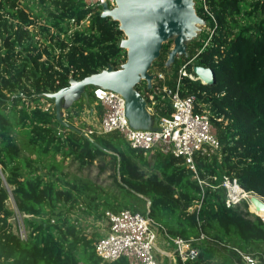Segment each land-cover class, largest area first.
<instances>
[{"label":"trees","instance_id":"trees-1","mask_svg":"<svg viewBox=\"0 0 264 264\" xmlns=\"http://www.w3.org/2000/svg\"><path fill=\"white\" fill-rule=\"evenodd\" d=\"M206 3L214 18L203 1L195 6L214 35L200 53L206 30L190 41L189 57L197 55L196 64L212 67L216 81L180 80L183 96L196 95L197 110L198 104H210L220 140L215 152L196 155L199 174L210 183L202 188L181 157L148 155L117 131L93 133L94 143L56 119L45 93L67 86L71 77L82 79L126 61L118 21L87 8L84 0H0V264H131L124 256L100 257L97 231L88 227L123 209L149 215L157 224L164 215L171 235L199 249L185 264H244L243 253L264 264V219L246 200L228 207L220 185L229 175L264 197V0ZM89 13V25L68 34L69 21ZM170 41L152 65L166 77L156 75L151 89L137 86L147 98L155 92L159 118L173 110L164 86L176 90L179 68L188 59L177 58L169 70ZM82 108L76 103L73 114L79 116ZM99 109L103 116V106ZM74 163L78 169L72 174ZM94 164L99 176L108 174L109 186L84 173ZM11 193L23 215L25 239L13 229ZM176 264L184 263L178 258Z\"/></svg>","mask_w":264,"mask_h":264},{"label":"built area","instance_id":"built-area-1","mask_svg":"<svg viewBox=\"0 0 264 264\" xmlns=\"http://www.w3.org/2000/svg\"><path fill=\"white\" fill-rule=\"evenodd\" d=\"M87 8L98 10L102 13V5L107 4L109 8L116 6V0H84ZM206 11L214 18L213 14L208 10L206 0H202ZM92 11V12H93ZM91 13L84 19L78 21L72 18L69 23L68 34L77 29H82L85 25H89ZM209 36L198 48V53L202 52L209 45L214 29L210 26L205 27ZM197 55L188 57L179 68V80L177 88L174 92L164 86L168 91L173 110L167 116H160L161 123L157 130L136 129L131 126L126 115V100L124 96L114 90L104 87H93L91 89L94 98L100 102L104 108L99 129L89 128L86 133H110L119 132L130 144L137 150H142L146 154L152 155L157 151L165 154H173L184 159L187 166L194 171L195 178L198 179L202 188L210 185L209 181L203 179L198 171L196 164V155H210L220 148V140L217 130L213 125L210 112L207 106L198 104L195 94L183 96L180 90V80L182 77H190L193 80L201 81V78L189 70L196 65ZM159 78L164 79L166 75L158 72ZM23 95V93H21ZM147 98V97H146ZM147 100L150 107L154 109L156 104L155 92L151 94ZM52 105L46 102L45 107ZM54 105V104H53ZM226 189V205L234 206L243 200V192L256 193L254 191H246L238 182L237 178L224 175L220 184ZM264 198V197H263ZM201 205L198 204V207ZM106 222L102 236L95 241V250L97 254L104 260L114 261L121 257H127L131 264H160L156 256V239L158 237L160 227L149 215L131 209H123L119 212H107L101 221ZM102 221V222H103ZM162 228V227H161ZM165 235L174 246V253L185 264L186 261L193 259L199 254V249L192 241L186 240L180 235H171L167 229H163ZM23 239L27 236H21ZM205 239L204 234L201 235ZM244 264H262L260 260L250 254L243 253Z\"/></svg>","mask_w":264,"mask_h":264},{"label":"water","instance_id":"water-1","mask_svg":"<svg viewBox=\"0 0 264 264\" xmlns=\"http://www.w3.org/2000/svg\"><path fill=\"white\" fill-rule=\"evenodd\" d=\"M102 8V16L118 21L119 28L124 32L120 46L127 51L126 61L119 68L109 65L82 79L71 77L67 86L44 94L53 101L60 124L77 130L94 143L91 135L65 119V111L82 98L89 99V87H104L124 96L131 126L145 130L159 129L160 118L137 86L146 83L148 89L153 87L156 75L151 68L160 57L164 43L174 39L166 60V67L170 70L177 58L189 57V42L198 37L201 27L206 24V20L197 13L195 0H116L114 8H109L107 4ZM192 69L203 83L216 81V72L212 67L196 64ZM2 176L7 185L6 178ZM252 195L263 197L258 193ZM256 204L258 211H264L262 199Z\"/></svg>","mask_w":264,"mask_h":264},{"label":"crops","instance_id":"crops-1","mask_svg":"<svg viewBox=\"0 0 264 264\" xmlns=\"http://www.w3.org/2000/svg\"><path fill=\"white\" fill-rule=\"evenodd\" d=\"M78 103H82L83 105L80 115L75 116L73 114V110H72L74 109V106H73L65 111V114H64L65 119L75 124L77 127L83 129L85 132L89 128L99 129L101 118H102L99 105L102 106V104L98 102L96 99L90 100V98L89 99L82 98V100H80V102ZM71 116H73L72 119H71ZM73 119H76L77 122H73ZM79 123L88 124V128L84 129L82 128V125L80 127ZM158 225L162 227V228L160 227V231L156 239V246H157L156 256L159 260V263L160 264H176L178 257L174 253L175 251L174 246L163 231V229H167V227H165V225L160 224V223H158Z\"/></svg>","mask_w":264,"mask_h":264},{"label":"rangeland","instance_id":"rangeland-1","mask_svg":"<svg viewBox=\"0 0 264 264\" xmlns=\"http://www.w3.org/2000/svg\"><path fill=\"white\" fill-rule=\"evenodd\" d=\"M201 0H195V3L197 4H201ZM204 29H206L205 28V26L203 25L202 27H201V31H200V33L202 32V31H204ZM200 33L198 34V36L200 35ZM124 36V35H123ZM171 41V47L170 48H172V46H173V42H174V39L172 38V39H170ZM156 66L155 67H152L151 68V72L152 73H154L155 75H156ZM90 88H92V87H89L88 88V90L90 89ZM91 90V89H90ZM207 107V110H208V112H210V114H211V109H210V104H207L206 105ZM72 115V114H71ZM69 118H70V116H69ZM73 122H77L76 121V119H73ZM81 125H82V128H84V129H86V128H88V124H82V123H79V126L81 127ZM216 128V127H215ZM149 155V154H148ZM68 163H69V165H70V163H71V160H68ZM18 164L19 165H22L23 163H22V161H20V162H18ZM71 169V171H72V174H75L74 172H77V169H78V164L77 163H74V164H72V167H70ZM84 173L85 174H87V175H89V176H91L92 178H94L95 180H96V178L98 177V181H99V183H103V184H106L107 186H109V184H110V180H109V178H108V174H104L103 176H99V171H98V168H97V165L96 164H94V165H92V166H90V167H88V168H85L84 169ZM22 177V176H21ZM24 178V177H23ZM22 178V179H23ZM4 183H5V185H6V182L4 181ZM7 187H8V189L10 190V192L12 191V187L10 186V185H6ZM246 201H247V199H245ZM248 202V201H247ZM249 203V202H248ZM9 205H10V207L14 210V216L12 217V223H13V226H14V231L16 232V233H18L20 236H27V229H26V227H25V223H24V220H23V215L18 211V209H17V207H16V204H15V199H14V196H13V194L11 193V195H10V198H9ZM249 209H250V204H249ZM256 213V212H255ZM261 216H262V214H261ZM263 217V216H262ZM161 218V220H159V222L160 223H162L163 225H164V221H167V219H166V217L164 216V215H162V217H160ZM87 219H89L90 220V218H87ZM162 220H164V221H162ZM90 221H92V220H90ZM89 221V222H90ZM103 221V220H102ZM100 219L98 220H95V221H93L94 223L92 224V223H90V225L88 226L89 227V230H91V231H97V235H96V240H97V238L99 237V236H102L103 234V232L105 231L104 230V228H105V226H106V222H102ZM162 221V222H161ZM87 223V222H86Z\"/></svg>","mask_w":264,"mask_h":264},{"label":"bare ground","instance_id":"bare-ground-1","mask_svg":"<svg viewBox=\"0 0 264 264\" xmlns=\"http://www.w3.org/2000/svg\"><path fill=\"white\" fill-rule=\"evenodd\" d=\"M252 194H254V193H252ZM252 194L243 192L242 196H243V198L247 199V201L249 202L251 210L255 211L256 213L262 214V216L264 217V211H258L257 206H256L257 200L262 199L264 201V198L259 197L258 195H252Z\"/></svg>","mask_w":264,"mask_h":264},{"label":"clouds","instance_id":"clouds-1","mask_svg":"<svg viewBox=\"0 0 264 264\" xmlns=\"http://www.w3.org/2000/svg\"><path fill=\"white\" fill-rule=\"evenodd\" d=\"M54 104V103H53ZM55 107V106H54Z\"/></svg>","mask_w":264,"mask_h":264}]
</instances>
